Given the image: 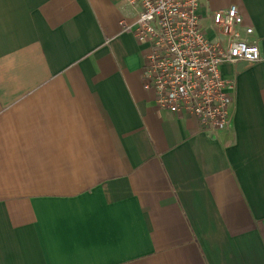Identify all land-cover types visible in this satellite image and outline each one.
Wrapping results in <instances>:
<instances>
[{"label": "crops", "instance_id": "obj_1", "mask_svg": "<svg viewBox=\"0 0 264 264\" xmlns=\"http://www.w3.org/2000/svg\"><path fill=\"white\" fill-rule=\"evenodd\" d=\"M230 4L260 60L214 133L144 89L126 0H0V264H264V0H200L209 40Z\"/></svg>", "mask_w": 264, "mask_h": 264}, {"label": "built area", "instance_id": "obj_2", "mask_svg": "<svg viewBox=\"0 0 264 264\" xmlns=\"http://www.w3.org/2000/svg\"><path fill=\"white\" fill-rule=\"evenodd\" d=\"M126 3L134 20L122 21V26L147 45L143 87L154 92L157 107L195 119L209 132L228 130L236 84L235 79L223 77L221 66L260 60L258 45L247 38L252 28L239 30L238 6L212 12V23L224 38L211 41L200 24V0Z\"/></svg>", "mask_w": 264, "mask_h": 264}]
</instances>
